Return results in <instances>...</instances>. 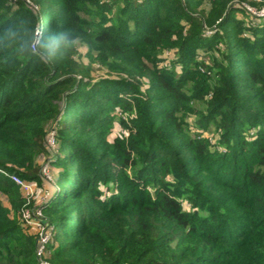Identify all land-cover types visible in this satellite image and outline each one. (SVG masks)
Here are the masks:
<instances>
[{
  "label": "trees",
  "instance_id": "obj_1",
  "mask_svg": "<svg viewBox=\"0 0 264 264\" xmlns=\"http://www.w3.org/2000/svg\"><path fill=\"white\" fill-rule=\"evenodd\" d=\"M240 1L0 0V58L19 19L86 47L0 68V170L39 181L54 132L49 264H264V18ZM24 202L0 172V264H38Z\"/></svg>",
  "mask_w": 264,
  "mask_h": 264
},
{
  "label": "clouds",
  "instance_id": "obj_2",
  "mask_svg": "<svg viewBox=\"0 0 264 264\" xmlns=\"http://www.w3.org/2000/svg\"><path fill=\"white\" fill-rule=\"evenodd\" d=\"M4 55L0 68H22L28 62L52 66L67 57L77 45L74 30L61 28L48 32L29 19L12 20L2 25Z\"/></svg>",
  "mask_w": 264,
  "mask_h": 264
},
{
  "label": "rangeland",
  "instance_id": "obj_3",
  "mask_svg": "<svg viewBox=\"0 0 264 264\" xmlns=\"http://www.w3.org/2000/svg\"><path fill=\"white\" fill-rule=\"evenodd\" d=\"M243 5H247L251 8V10H247L246 7V11L248 12V15H243L239 12H236V16L237 17H243L246 16V19H259V18H264V14L259 15L257 12H260L262 10V8H264V0H241L240 1ZM253 2V3H252ZM208 30V29H206ZM77 50L78 53L75 55L76 57H80L82 56L84 58V53L86 50L85 45L83 44H77ZM202 59L209 61L208 56L204 54V56L202 57ZM93 74L94 75H103L106 76V73L104 71H101L100 69H95L93 70ZM188 120H190L191 125H193V118L192 116H190L188 118ZM116 121V120H115ZM114 121V127L112 132L110 133L109 137L113 138L114 135H117V133H121L122 131H124L119 123L116 121ZM48 136L46 137V141H47V149H48V153L45 156L44 159L38 158L36 160V163L39 165V172H40V180L36 181L33 180L31 182L26 181L29 183V185L31 186V194L30 195H26L21 188L19 187L20 192L23 195L24 198V204L22 206V212L25 210V212L27 211L28 213H30L31 211L29 209L36 207V210H39L40 213L42 214L41 216V220L43 221V212H42V204L43 202H45L48 197L51 194V190L54 187L55 192L57 191V187H55L54 185V175L56 173L55 168H53L52 164L49 162L53 159V154L57 148V144L55 142V139L53 137L54 132L52 131V129L49 130L48 132ZM71 186V185H69ZM54 192V191H53ZM27 196V197H26ZM34 209V210H35ZM33 214H36L35 211H33ZM20 219H22L21 215H20ZM23 221V220H22ZM28 226L29 230L35 235H37L38 229L35 225H26Z\"/></svg>",
  "mask_w": 264,
  "mask_h": 264
},
{
  "label": "built area",
  "instance_id": "obj_4",
  "mask_svg": "<svg viewBox=\"0 0 264 264\" xmlns=\"http://www.w3.org/2000/svg\"><path fill=\"white\" fill-rule=\"evenodd\" d=\"M246 9L249 11L251 8L247 5H245ZM259 15L264 14V8L260 12H257ZM1 173H3L5 176H7L12 182H14L18 187L21 188V190L26 194L30 195L31 194V186L29 185L28 182L23 180L20 176H18L15 173H10V172H4L0 170ZM27 197V196H26ZM36 207H33L29 209L31 212L28 213L25 210L22 212L21 210V217L25 225H35L38 229L37 232V243L35 246V256L38 260V264H49L48 261L43 258V255L46 250V243L49 239V231L46 226V223L41 220L42 214L40 213L39 210L35 209ZM35 209V210H34ZM33 211L36 212V214H33Z\"/></svg>",
  "mask_w": 264,
  "mask_h": 264
}]
</instances>
